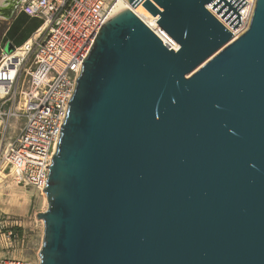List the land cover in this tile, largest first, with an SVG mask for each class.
Returning a JSON list of instances; mask_svg holds the SVG:
<instances>
[{
	"label": "water",
	"instance_id": "water-1",
	"mask_svg": "<svg viewBox=\"0 0 264 264\" xmlns=\"http://www.w3.org/2000/svg\"><path fill=\"white\" fill-rule=\"evenodd\" d=\"M128 1L180 48L130 9L100 29L47 167L41 264H264V0L235 40L207 7L236 30L245 0Z\"/></svg>",
	"mask_w": 264,
	"mask_h": 264
},
{
	"label": "built area",
	"instance_id": "built-area-1",
	"mask_svg": "<svg viewBox=\"0 0 264 264\" xmlns=\"http://www.w3.org/2000/svg\"><path fill=\"white\" fill-rule=\"evenodd\" d=\"M119 1L26 0L21 5L20 13L41 19L43 24L33 39L11 53L7 45L0 47V126L6 135L13 122L20 123L15 138L0 149V171H9L17 185L45 195L47 167L56 153L83 62L102 26L114 18ZM211 6L207 9L234 35ZM244 10L238 12L242 17L236 31L248 24L242 20ZM174 42L169 37L168 44L164 43L173 50ZM19 51L22 55H17ZM0 264L41 262L1 257Z\"/></svg>",
	"mask_w": 264,
	"mask_h": 264
},
{
	"label": "rangeland",
	"instance_id": "rangeland-1",
	"mask_svg": "<svg viewBox=\"0 0 264 264\" xmlns=\"http://www.w3.org/2000/svg\"><path fill=\"white\" fill-rule=\"evenodd\" d=\"M26 0H14L15 8L7 17L0 18V47L12 45L18 48L27 34L42 26L43 20H31L25 15L17 17L7 32L13 15ZM4 18V19H3ZM7 32V38L5 34ZM31 62V61H30ZM30 64V63H29ZM14 122L12 128L19 127ZM18 129V128H17ZM0 132L3 133L2 127ZM9 174V171H7ZM7 181V182H6ZM37 190L17 185L11 176L0 184V258L15 261H38L43 247L45 225L39 214L46 213L48 201Z\"/></svg>",
	"mask_w": 264,
	"mask_h": 264
},
{
	"label": "bare ground",
	"instance_id": "bare-ground-1",
	"mask_svg": "<svg viewBox=\"0 0 264 264\" xmlns=\"http://www.w3.org/2000/svg\"><path fill=\"white\" fill-rule=\"evenodd\" d=\"M230 1V0H229ZM247 4L243 7L245 8L244 12H243V18L242 20H246L248 22L247 26L245 28L239 29L238 31L232 29V31L234 32V40L239 38L248 28L254 9H255V5H256V0H246ZM224 3H222L218 8L220 9L221 6ZM15 2L14 0H0V18L2 17H7L5 15V10L9 9V8H15ZM213 6L209 7L210 10L213 11V13L215 15L218 16V18L223 21L224 23H226L220 15H218L216 12L219 10L217 9V11L212 9ZM242 8V9H243ZM130 9L131 11H133L138 17H140L142 19V21L154 32L156 33L166 44H168V39L169 37L167 36L166 33H164L159 25H158V21H159V17H154L146 8H144L142 5H139L138 7L134 8L132 5L129 4L128 0H120L117 3V10L115 12L114 17H116L118 14H120L121 12ZM241 16V15H240ZM242 17V16H241ZM4 19V18H3ZM227 24V23H226ZM180 48L179 44H177L176 42H174V48L173 50L178 51ZM17 55H22V52L19 51L17 52ZM11 176V174H7L6 172H2L0 171V184L3 180L9 178ZM7 182V181H6ZM47 200V199H46Z\"/></svg>",
	"mask_w": 264,
	"mask_h": 264
},
{
	"label": "crops",
	"instance_id": "crops-1",
	"mask_svg": "<svg viewBox=\"0 0 264 264\" xmlns=\"http://www.w3.org/2000/svg\"><path fill=\"white\" fill-rule=\"evenodd\" d=\"M25 15L23 13L18 12L17 14L13 15L12 19H11V23L9 24V27L7 29H10V27H12L13 23L16 21L17 17ZM27 16V15H25ZM28 17V16H27ZM30 18V17H28ZM31 20H36V18H30ZM41 26H39L38 28L36 27L31 33L27 34V36L25 37L24 41L22 42L21 45H23L25 43V41H29L31 39H33V37L35 36L37 30L40 28ZM6 32V33H7ZM5 37L7 38V35L5 34ZM14 122L12 123L11 127L9 128V130L7 131L6 135H4V133L0 132V149L3 147V144L6 145L8 142H10L13 138H15V136L18 133V126L17 128H12L13 127ZM19 125V124H18ZM1 128V126H0ZM4 142V143H3Z\"/></svg>",
	"mask_w": 264,
	"mask_h": 264
},
{
	"label": "trees",
	"instance_id": "trees-1",
	"mask_svg": "<svg viewBox=\"0 0 264 264\" xmlns=\"http://www.w3.org/2000/svg\"><path fill=\"white\" fill-rule=\"evenodd\" d=\"M6 35H7V33H6ZM26 42H27V41H25V43H26ZM25 43H24V44H25ZM21 46H22V45H20L19 47H21Z\"/></svg>",
	"mask_w": 264,
	"mask_h": 264
}]
</instances>
